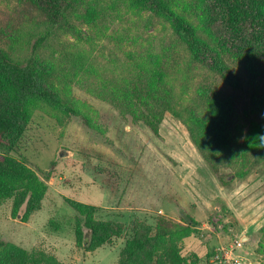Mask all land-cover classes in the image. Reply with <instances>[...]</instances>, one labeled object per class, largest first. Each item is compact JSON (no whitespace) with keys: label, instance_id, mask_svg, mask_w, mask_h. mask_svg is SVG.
I'll return each mask as SVG.
<instances>
[{"label":"trees","instance_id":"16d2710c","mask_svg":"<svg viewBox=\"0 0 264 264\" xmlns=\"http://www.w3.org/2000/svg\"><path fill=\"white\" fill-rule=\"evenodd\" d=\"M23 1L33 3L54 27L68 25L78 38L83 37L80 29L63 20L81 22L83 9L88 19L97 14L91 0L19 2ZM189 1L201 11L195 13L199 25L186 12L188 0H121L137 16L148 12L157 17L168 35L155 41L146 34L144 53L129 56L105 82L94 78L92 73L98 70L87 56L72 57L71 71L62 74L67 88L62 86V98L52 65L37 53L45 37L33 43L24 63L0 46V205L10 201L16 215L23 213V221L41 208L45 180L13 154L19 152L38 107L79 115L70 98L72 83L154 135L165 113H170L184 124L190 142L222 188L228 183L226 171L240 180L252 172L264 174V0ZM153 20L148 17L146 26ZM208 74L223 83L210 80ZM66 202L76 212V245L86 252L113 247L124 237L115 264H197L200 259L195 252L183 254L196 237L193 218L181 224L159 214L154 225L135 219L127 229L121 222L96 219L98 207L68 198ZM259 234L257 252L264 258V227ZM0 264L63 263L42 250L0 239Z\"/></svg>","mask_w":264,"mask_h":264},{"label":"rangeland","instance_id":"374dc122","mask_svg":"<svg viewBox=\"0 0 264 264\" xmlns=\"http://www.w3.org/2000/svg\"><path fill=\"white\" fill-rule=\"evenodd\" d=\"M19 1L0 0V46L24 63L33 43L45 37L37 53L52 65L61 98L62 74L71 71L72 57L87 56L98 70L92 73L94 78L105 82L129 56L144 53L146 34L159 41L169 33L157 17L148 12L137 16L121 0H91L96 16L88 19L83 9L82 23L70 17L63 20L80 29L83 37L78 38L68 25L54 27L30 1ZM185 5L190 20L199 25L201 11L189 0ZM148 17L155 20L146 26ZM208 77L223 83L214 74ZM71 85L70 98L79 115L38 107L19 152L13 154L45 180L41 208L23 221V213L16 215L10 201L1 204L0 239L42 250L63 264H115L125 238L91 252L77 246L76 212L68 198L98 207L96 219L121 222L127 229L135 219L154 225L156 209L181 224L193 218L196 237L183 254L195 252L200 258L197 264H218L214 255L221 247L232 260L264 264L257 252L259 230L264 227L263 173L252 172L240 180L226 171L228 183L222 188L190 142L184 124L170 113H165L154 135L142 123L121 118L78 84ZM147 208L154 210H142ZM243 236L248 239L235 248Z\"/></svg>","mask_w":264,"mask_h":264},{"label":"built area","instance_id":"2783aa9c","mask_svg":"<svg viewBox=\"0 0 264 264\" xmlns=\"http://www.w3.org/2000/svg\"><path fill=\"white\" fill-rule=\"evenodd\" d=\"M241 244H242V240L239 238L238 240L235 241L234 246H235V248H238L241 246ZM218 252H219V254H218ZM223 252H224V255L220 256V254H222ZM228 254L229 253H228L227 249L221 247L220 249L219 248L217 249L216 254L214 255V258L216 260H219V263L217 262L218 264H244L242 259L232 260V259H230ZM221 258H223V259H221Z\"/></svg>","mask_w":264,"mask_h":264},{"label":"crops","instance_id":"0c3cea01","mask_svg":"<svg viewBox=\"0 0 264 264\" xmlns=\"http://www.w3.org/2000/svg\"><path fill=\"white\" fill-rule=\"evenodd\" d=\"M106 208V207H105ZM146 208V207H145ZM142 210H144V211H146V210H148V211H150V210H154L153 208H147V209H142ZM156 213L157 214H164V213H162V211H160L159 209H156Z\"/></svg>","mask_w":264,"mask_h":264},{"label":"water","instance_id":"95a60500","mask_svg":"<svg viewBox=\"0 0 264 264\" xmlns=\"http://www.w3.org/2000/svg\"><path fill=\"white\" fill-rule=\"evenodd\" d=\"M247 239H248L247 236H243L242 241H243V242H246Z\"/></svg>","mask_w":264,"mask_h":264},{"label":"clouds","instance_id":"9594fccd","mask_svg":"<svg viewBox=\"0 0 264 264\" xmlns=\"http://www.w3.org/2000/svg\"><path fill=\"white\" fill-rule=\"evenodd\" d=\"M262 136H264V135H262Z\"/></svg>","mask_w":264,"mask_h":264}]
</instances>
